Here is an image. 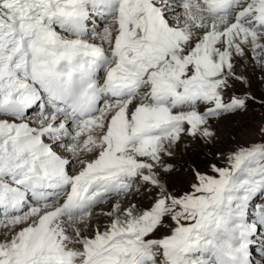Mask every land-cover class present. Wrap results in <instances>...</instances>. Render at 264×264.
I'll return each instance as SVG.
<instances>
[{
    "label": "snow or ice",
    "instance_id": "obj_1",
    "mask_svg": "<svg viewBox=\"0 0 264 264\" xmlns=\"http://www.w3.org/2000/svg\"><path fill=\"white\" fill-rule=\"evenodd\" d=\"M256 243L264 0H0V264H252Z\"/></svg>",
    "mask_w": 264,
    "mask_h": 264
},
{
    "label": "rangeland",
    "instance_id": "obj_2",
    "mask_svg": "<svg viewBox=\"0 0 264 264\" xmlns=\"http://www.w3.org/2000/svg\"><path fill=\"white\" fill-rule=\"evenodd\" d=\"M258 120V116L250 113L241 117H233L228 121L223 122L220 126L221 136L218 147L221 149L231 148L233 146L232 137L239 136L245 129L249 128ZM258 202L259 201L257 200L256 203ZM258 264H260V262H258Z\"/></svg>",
    "mask_w": 264,
    "mask_h": 264
}]
</instances>
